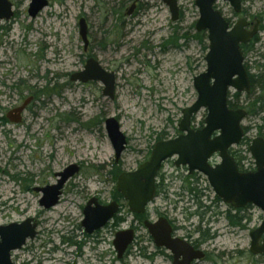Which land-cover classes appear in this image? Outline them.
<instances>
[{
    "label": "rangeland",
    "instance_id": "1",
    "mask_svg": "<svg viewBox=\"0 0 264 264\" xmlns=\"http://www.w3.org/2000/svg\"><path fill=\"white\" fill-rule=\"evenodd\" d=\"M12 1L15 15L0 20V120H5L0 123V226L29 217L39 221V235L12 253L13 263L103 264L100 258L104 264H172L165 252L157 253L143 226L141 240L118 257L116 233L135 222L126 200L121 221L115 219L92 235L82 222L92 197L110 202L122 172L143 164L157 141L180 133L184 108L197 100L194 78L207 69L209 41L201 42L196 31V0H179L177 21L162 0H141L132 16L127 12L134 0H48L36 18L29 13L32 0ZM243 4V16L224 0L216 7L233 22L244 16L254 23L262 19L259 42L245 60L249 71L257 73L264 63V0ZM82 17L90 25L87 49L78 26ZM90 58L116 74L114 99L104 95L99 80H71ZM33 96L23 121L10 122L7 114ZM253 99L230 91L229 101L239 107L247 108ZM207 113L202 109L195 115L193 128L205 125ZM248 115L243 121L249 128L246 141L238 148L243 169L253 170L249 146L264 136V129L260 134V116ZM109 117L120 121L128 139L118 163L106 130ZM71 164L81 165L79 174L65 185L59 204L45 209L43 193L36 188L57 184V174ZM162 172L168 196L162 190L151 208L158 207L195 239L205 240L207 257L195 264H264V255L250 251V232L263 223L264 211L252 204L231 223L228 216H236V210L217 197L204 175L189 179L187 168L172 163ZM191 188L201 192L198 200Z\"/></svg>",
    "mask_w": 264,
    "mask_h": 264
},
{
    "label": "water",
    "instance_id": "2",
    "mask_svg": "<svg viewBox=\"0 0 264 264\" xmlns=\"http://www.w3.org/2000/svg\"><path fill=\"white\" fill-rule=\"evenodd\" d=\"M127 12L132 16L137 2ZM172 13V20L180 18L179 0H162ZM219 0H196L200 10V17L196 23V31L207 32L209 47L205 57L207 69L194 78L197 90V100L191 106L184 108L182 120L179 124L180 135L174 138L159 140L153 146L150 158L133 171H124L118 177L117 190L126 198L128 206L135 214H144L154 198L156 192V178L166 160L176 158L177 167H188L190 173L200 172L206 176L214 192L223 202L235 209H242L247 205H255L264 211V137H255L250 144V151L256 161V171L242 172L238 169L235 158L230 154V147L238 145L244 138L243 121L247 118L244 108L233 109L229 105V93L249 94L252 89L250 72L245 65L244 52L241 46L245 45L259 33V22L253 31L248 30V20L239 18L234 25L225 17L223 11L216 7ZM230 3L237 14L242 12V0H224ZM29 13L36 16L48 6L47 0H32ZM14 15L12 2L0 0V20H10ZM80 36L87 49L89 40V25L85 17L79 20ZM85 70L72 74L71 80L101 81L104 84V95L111 99L116 94V74L106 70L95 58L88 59ZM29 100L22 107L10 112L9 119L19 123L22 113ZM202 109H207L205 125L202 128H193L195 115ZM106 130L113 143L118 163L127 149L126 134L121 131L120 121L115 117L106 120ZM214 155H219L221 162L211 163ZM80 165L71 164L61 172L62 177L57 185L47 186L40 200L45 208H51L59 203L62 186L69 178L78 174ZM98 200L92 198L85 209L82 222L85 230L92 234L99 230L117 212L116 202L100 206ZM95 206L92 207V204ZM34 219H27L23 223H12L0 226V264H14L13 252L23 248L28 239L37 236V225ZM263 223L251 233L250 251L256 255H264V218ZM151 237L156 247L169 248L174 255L173 264H191L205 258L203 250H197L188 245L183 239H174L171 236L172 226L168 219L160 218L156 222L146 221ZM114 245L118 257L122 258L128 245L133 241V231L118 232L114 238ZM262 239V244L260 240Z\"/></svg>",
    "mask_w": 264,
    "mask_h": 264
},
{
    "label": "flooded vegetation",
    "instance_id": "3",
    "mask_svg": "<svg viewBox=\"0 0 264 264\" xmlns=\"http://www.w3.org/2000/svg\"><path fill=\"white\" fill-rule=\"evenodd\" d=\"M11 2H12V7H13V1L12 0H10ZM48 1V0H47ZM134 3H136L135 2V0H134ZM139 3L140 2H137V5H136V8L139 6ZM244 0H242V12H241V14H238V15H242L243 16V14H244V12L246 11V9L243 7L244 6ZM48 4H49V1H48ZM49 6V5H48ZM46 8V7H45ZM136 10V9H135ZM134 10V11H135ZM13 12H14V15H15V11H14V7H13ZM40 14V13H39ZM13 15V16H14ZM12 16V17H13ZM11 17V18H12ZM83 18V17H82ZM240 18H246L247 20H248V26L246 27L248 30H250V31H253L254 30V28H255V25L259 22V26H258V28H259V32L261 31V26H262V19H260V18H257L256 19V21H255V23H254V21L253 22H251V20L249 19V18H247V17H240ZM230 20V22H231V25H234V23L236 22H233V20H231V19H229ZM87 23H88V21H87ZM89 32H90V25H89ZM259 34V33H258ZM258 34H256V36L258 35ZM88 36H89V33H88ZM256 36L254 37V38H252L251 39V41H249L248 43H246V44H251L252 42H253V40L256 38ZM89 40H90V36H89ZM90 44V43H89ZM245 44V45H246ZM245 45H242L241 46V50L244 52V56H245V60H246V56H247V54H246V52L244 51V46ZM89 46V45H88ZM89 48V47H88ZM35 98V96H33V97H31L30 99H28L29 100V104L26 106V108H25V110H27V108H29V106L32 104V101H33V99ZM17 108H19V107H17ZM16 109V108H15ZM14 109H12V111H13ZM24 110V111H25ZM12 111H10V112H12ZM23 111V112H24ZM9 112V113H10ZM8 113V114H9ZM7 114V115H8ZM23 116H24V114L22 113V118H21V121L19 122V123H21L22 121H23ZM8 117V119H9V115L7 116ZM4 121L5 120H3V119H1L0 120V123H4ZM9 121H10V119H9ZM11 122V121H10ZM13 122V121H12ZM14 123H16V122H14ZM18 124V123H17ZM177 135H180V133L179 134H177ZM229 152H230V154L233 156V158H235V161H236V164H237V166H238V169H240L242 172H245V169H243V166H242V160H243V158H242V155H241V151H240V148H238V145L235 147V146H232V147H230V150H229ZM149 159V158H148ZM147 159V160H148ZM213 163L214 164H218V162L219 161H221V159L219 158V155H215L213 158ZM147 160H145V161H147ZM176 157L175 158H171V159H168V160H166L165 161V163L162 165V167H161V170L158 172L159 174H158V177H157V179H156V192H155V198H154V200L150 203V204H153V202L155 201V199L160 195V192L163 190V194L167 197L168 196V194L167 193H165V185H164V183L162 182V180H163V178L165 177V174L162 172L163 171V169L165 168V165L166 164H169V163H172V164H174V165H176ZM177 167V166H176ZM177 168H180V167H177ZM183 168H187V166L186 167H183ZM66 169V168H65ZM64 169V170H65ZM80 169H81V165H80ZM63 170V171H64ZM187 170H188V168H187ZM62 171V172H63ZM80 172V171H79ZM199 172L197 171V172H194V173H189V179H193L194 177H196L197 176V174H198ZM60 174H61V172H59L58 174H57V177L59 176V178H58V181L62 178L61 176H60ZM79 174V173H78ZM200 174V173H199ZM77 175V174H76ZM75 177V175L73 176V177H71V178H74ZM71 178H69V180L71 179ZM69 180L68 181H66L65 182V184L62 186V189H61V194L59 195V202H60V200H61V196H62V194H63V191L65 190V185L69 182ZM58 184V183H57ZM57 184H48L47 186H54V185H57ZM47 186H45V187H37L36 188V191H41L42 193H43V191L42 190H40V189H45V188H47ZM192 189V191H191V193H193L194 194V197H195V199H199L200 198V196H201V192H199V191H197L195 188H191ZM165 197V198H166ZM92 198H96L97 200H98V202H97V204H99L100 206H102V205H108V204H112L113 202H116V204H117V206L119 207L118 208V210H117V212L116 213H114L113 214V217H112V219H110L105 225H103V227L104 226H106L108 223H110V222H113V220H119V221H121L122 219H123V217H121L120 216V214H121V212H122V210L124 209V206H123V200H126V198L124 197V196H122L119 192H118V190H117V186H116V192L114 193V195H113V197H112V200L110 201V202H108V203H101L100 201H99V198L98 197H92ZM91 198V199H92ZM91 199L89 200V201H91ZM89 201L87 202V204H86V206L88 205V203H89ZM126 202H127V204H128V201L126 200ZM41 204V203H40ZM59 204V203H58ZM150 204H148V206H147V208H146V210H145V213L144 214H134L132 211V213H133V217H134V223L133 224H131L130 226H128L127 228H124V229H121V230H119L118 232H125L126 230H132L133 231V241L128 245V247L126 248L127 249V251H126V253L124 254V256L126 255V254H128L130 251H131V248H132V246L133 245H136V242H138L139 240H141V237H139V231H140V229L142 228V226L143 227H145V228H147L146 226H145V223H146V221L147 220H149V221H151V222H156L157 220H159L160 218H166V219H168V221H169V223H170V226H172V233H171V236L174 238V239H179V238H181V239H183L188 245H190L191 244V246H193L195 249H197V250H203L204 251V253H205V258L207 257L206 256V251L203 249V243H205V240L202 238V237H200V238H198V239H195L194 238V236H193V234L192 233H190V232H188L187 230V228L186 227H184V226H182V225H179V224H177V222H176V220L174 219V218H171L167 213H165V212H159V208L158 207H156V208H151V205ZM86 206L84 207V211H85V209H86ZM95 206V203H93L92 204V207H94ZM249 206L250 205H247V206H245V207H242V209H235L236 211L235 212H237V215L236 216H233V215H229L228 216V219H229V221L231 222V223H234V221H236V217L237 218H239V219H241L242 218V216H241V214L242 213H246V211L249 209ZM130 207V206H129ZM230 209H231V207H229V211H230ZM131 210V209H130ZM154 213V214H153ZM232 213V212H231ZM84 215H85V212H84ZM153 215L155 216V218L153 217ZM219 215V214H218ZM245 218V217H244ZM27 219H34V223L37 225V228H36V232H37V236L39 235V232H38V226H39V221H36V219L35 218H33V217H29V218H27ZM25 221H27V220H25ZM25 221H22V222H17V223H23V222H25ZM9 224H12V223H9ZM6 225H8V224H6ZM6 225H4V226H6ZM102 227V228H103ZM102 228H100L99 230H101ZM147 230H148V228H147ZM95 231H98V230H95ZM94 231V232H95ZM93 232V233H94ZM117 232V233H118ZM252 232V231H251ZM250 232V233H251ZM88 233V232H87ZM92 233V234H93ZM116 233V234H117ZM148 233H149V230H148ZM88 234H90V233H88ZM91 234V235H92ZM252 234V233H251ZM251 234H250V237H251ZM149 235H150V233H149ZM36 236V237H37ZM35 237V238H36ZM150 237H151V235H150ZM34 238V239H35ZM151 239L153 240V243H154V246H155V248H157V253H163V252H165L166 254H167V256H168V258H170L171 259V261H172V264H173V262H174V255H173V252L168 248H162V247H156V245H155V242H154V239H153V237H151ZM262 242V239L260 240V243ZM262 244V243H261ZM92 245H93V247H92V250H94L95 252H96V254L94 255V257L95 256H97L98 257V247H97V242L95 241V240H93V243H92ZM164 254V253H163ZM123 256V257H124ZM91 257V256H90ZM122 257V258H123ZM145 257H149V258H151V256H148V255H146ZM13 259V258H12ZM99 259V261L101 262V263H103L104 264V261H101V259L100 258H98ZM204 259V258H203ZM197 261H193L191 264H195Z\"/></svg>",
    "mask_w": 264,
    "mask_h": 264
},
{
    "label": "trees",
    "instance_id": "4",
    "mask_svg": "<svg viewBox=\"0 0 264 264\" xmlns=\"http://www.w3.org/2000/svg\"><path fill=\"white\" fill-rule=\"evenodd\" d=\"M198 37H199L201 42L202 41L205 42V41H207L208 35L206 32L203 31L202 33L198 34ZM257 42H259L258 35L256 36V38L253 40V42L251 44H246L243 47L244 51L247 53H248V51L249 52L254 51V46L256 45ZM261 57L264 59V54L261 55ZM246 67H247V65H246ZM260 67L262 70H261V72H257V73L250 72L248 67H247L248 72H250V79H251V83H252L251 92L247 95V97H249V98L254 97V99L248 103V107L245 109L247 111V115L252 114V115H256L258 117L259 116L261 117L262 123L260 124L259 130H260V134H262V130L264 129V63L261 64ZM229 105L233 109L240 108L238 105L233 104L231 101H229ZM248 129L249 128L245 127V134L248 132ZM151 153H152V151L150 152L149 156L151 155ZM189 190H190V192L192 191V189H189ZM234 222L236 223V221H234Z\"/></svg>",
    "mask_w": 264,
    "mask_h": 264
}]
</instances>
